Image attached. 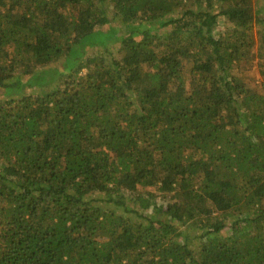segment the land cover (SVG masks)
I'll return each mask as SVG.
<instances>
[{"label":"trees","instance_id":"1","mask_svg":"<svg viewBox=\"0 0 264 264\" xmlns=\"http://www.w3.org/2000/svg\"><path fill=\"white\" fill-rule=\"evenodd\" d=\"M0 264H264V6L0 0Z\"/></svg>","mask_w":264,"mask_h":264},{"label":"rangeland","instance_id":"2","mask_svg":"<svg viewBox=\"0 0 264 264\" xmlns=\"http://www.w3.org/2000/svg\"><path fill=\"white\" fill-rule=\"evenodd\" d=\"M255 3L257 4H260L261 7L264 6V0H254ZM195 10H199V4H196L195 5ZM112 17V15H110V18ZM219 23L218 25H216L214 27V33H215V36L217 37L221 32H223L225 30V28H227L229 26V23H227V19L225 17H220L219 19ZM258 66L255 64V66L253 68H251L249 71H248V75H247V80L250 81L251 83L255 84L256 86H260L261 84V78H260V75H259V70H258ZM246 77V76H245ZM60 82V80L56 81L54 84H53V88L54 87H57ZM40 83V82H38ZM50 85L47 84L45 81L42 82L39 86H36V87H32V89H29L27 90L28 93L30 94H37V93H40V95H43L45 93H47L49 91V89H52V87H49ZM49 87V88H48Z\"/></svg>","mask_w":264,"mask_h":264}]
</instances>
